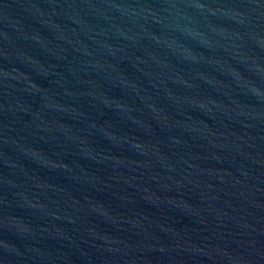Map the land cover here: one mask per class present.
Returning <instances> with one entry per match:
<instances>
[{
	"label": "water",
	"instance_id": "water-1",
	"mask_svg": "<svg viewBox=\"0 0 264 264\" xmlns=\"http://www.w3.org/2000/svg\"><path fill=\"white\" fill-rule=\"evenodd\" d=\"M0 264H264V0H0Z\"/></svg>",
	"mask_w": 264,
	"mask_h": 264
}]
</instances>
